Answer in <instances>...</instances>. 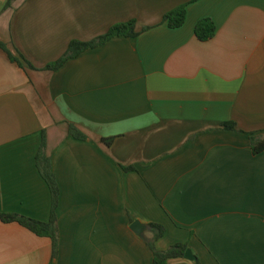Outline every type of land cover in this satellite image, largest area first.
<instances>
[{"label":"crops","instance_id":"1","mask_svg":"<svg viewBox=\"0 0 264 264\" xmlns=\"http://www.w3.org/2000/svg\"><path fill=\"white\" fill-rule=\"evenodd\" d=\"M8 1L0 41L34 69L0 49V215L50 220L44 135L61 195L57 258L49 238L0 218V264H154L150 224L166 228L159 251L188 244L200 264H264V152L249 136L264 135V0H19L4 11ZM183 5L181 28L163 24ZM205 19L217 32L201 42ZM130 21L137 37L45 69L73 41Z\"/></svg>","mask_w":264,"mask_h":264},{"label":"trees","instance_id":"2","mask_svg":"<svg viewBox=\"0 0 264 264\" xmlns=\"http://www.w3.org/2000/svg\"><path fill=\"white\" fill-rule=\"evenodd\" d=\"M19 0H9L6 4L4 11L12 9L14 4ZM187 18V5L180 6L175 10L169 12L164 16L163 24H167L170 29L181 28ZM217 27L211 19H205L198 23L196 26L195 34L199 41L208 42L215 37ZM138 36L136 32V22L130 21L121 23L113 26L109 32L95 40L90 42L73 41L67 53L57 62L48 65L45 69L49 71L60 70L68 61L75 59L82 55L84 52L98 48L105 45L109 41L117 37L135 38ZM0 49L8 56L9 60L17 64L20 68L25 69L26 67L34 69V67L27 62V60L21 54H14L7 44L0 41ZM222 128L229 131H237L235 123H225ZM70 135L77 139L84 141L87 136L82 133L74 125L70 126ZM251 147L254 155H259L264 152V135L263 134H250ZM114 138L106 139L104 142L110 146L112 145ZM36 165L39 173L47 183L52 199L51 215L48 222L37 221L27 217L3 214L0 215L1 220L4 223H19L29 231L33 232L39 237L49 238L52 241V259L53 261L57 258L59 252V228H58V207L60 200V188L53 171V164L51 158L46 152V136L44 135L42 145L36 156ZM125 171H134L133 167H124ZM150 232L153 233L151 239H145L149 248L155 255L154 264H169L171 260L185 258L186 252L190 249L188 244H177L170 247L166 251H159L156 248V242L166 234V228L160 224H150ZM196 264H200L199 260Z\"/></svg>","mask_w":264,"mask_h":264},{"label":"water","instance_id":"3","mask_svg":"<svg viewBox=\"0 0 264 264\" xmlns=\"http://www.w3.org/2000/svg\"><path fill=\"white\" fill-rule=\"evenodd\" d=\"M146 227L144 225H142L141 223L139 222H136L133 224L132 226V230L138 235V236H143V232H144V229ZM185 258L190 260V261H197V258L196 256L193 254V251L191 249H189L187 252H186V255H185Z\"/></svg>","mask_w":264,"mask_h":264}]
</instances>
